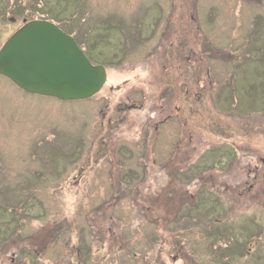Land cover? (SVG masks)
<instances>
[{
  "label": "rangeland",
  "instance_id": "1",
  "mask_svg": "<svg viewBox=\"0 0 264 264\" xmlns=\"http://www.w3.org/2000/svg\"><path fill=\"white\" fill-rule=\"evenodd\" d=\"M24 18L107 80L0 74V264H264V0H0V46Z\"/></svg>",
  "mask_w": 264,
  "mask_h": 264
},
{
  "label": "water",
  "instance_id": "2",
  "mask_svg": "<svg viewBox=\"0 0 264 264\" xmlns=\"http://www.w3.org/2000/svg\"><path fill=\"white\" fill-rule=\"evenodd\" d=\"M0 73L28 92L60 99L94 95L107 78L105 67L92 64L71 35L40 19L26 21L4 41Z\"/></svg>",
  "mask_w": 264,
  "mask_h": 264
},
{
  "label": "flooded vegetation",
  "instance_id": "3",
  "mask_svg": "<svg viewBox=\"0 0 264 264\" xmlns=\"http://www.w3.org/2000/svg\"><path fill=\"white\" fill-rule=\"evenodd\" d=\"M19 254H20V253H19ZM19 254H18V252H13V253H12V258L10 259V264L14 261V259H15L16 257L19 256Z\"/></svg>",
  "mask_w": 264,
  "mask_h": 264
}]
</instances>
